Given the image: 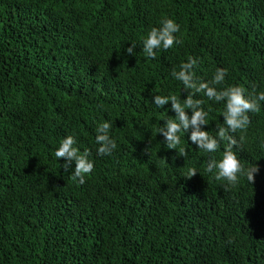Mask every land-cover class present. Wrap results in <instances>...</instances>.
<instances>
[{
  "label": "trees",
  "instance_id": "16d2710c",
  "mask_svg": "<svg viewBox=\"0 0 264 264\" xmlns=\"http://www.w3.org/2000/svg\"><path fill=\"white\" fill-rule=\"evenodd\" d=\"M164 18L179 42L148 59ZM188 56L200 81L228 70L217 90L264 91V0H0V264H264V102L233 134L254 183L226 189L205 171L224 143L206 153L181 132L172 150L157 133L175 113L153 96L194 92L171 75ZM194 98L215 135L226 101ZM104 121L111 156L97 155ZM67 135L94 162L82 185L55 157Z\"/></svg>",
  "mask_w": 264,
  "mask_h": 264
},
{
  "label": "clouds",
  "instance_id": "9594fccd",
  "mask_svg": "<svg viewBox=\"0 0 264 264\" xmlns=\"http://www.w3.org/2000/svg\"><path fill=\"white\" fill-rule=\"evenodd\" d=\"M179 29V24L171 18H164L160 21L159 27H152L146 39L143 40V52L146 58L154 60L158 50L166 51L178 43L175 33ZM135 47V44H131L125 49V52L128 55H134ZM198 61V57L188 56L187 62L181 63L178 71L174 69L171 72L172 77L182 82L185 90H194V92H188L187 97L183 100L176 95L153 96L152 103L157 108L163 109L165 105L170 103L171 111L175 113L174 118H168L163 126L158 127L157 133L164 137V143L172 150L180 145L181 132L188 134V140L206 153L217 152L221 143H224L222 157L219 160L210 157L206 163L205 171L213 173L215 170L214 178L226 181V189L235 187L241 176L245 177L249 184H253L259 168L255 163L247 168L241 164L234 149H239L245 137L241 135L238 141L233 134L237 131L241 133L247 131L251 123L248 114L261 111L264 91L257 92L253 88L251 92H248L242 86L231 85L217 90V86L224 85L228 70L218 67L211 80L200 81L194 72L198 66ZM196 93H203L207 100L216 103L226 101L222 114L223 123L217 125L215 135H212L210 131L202 130V126L209 124L207 121L209 113L203 108L204 100L194 98ZM186 110H191L190 117ZM112 127V122L104 121L96 128L95 141L99 145L97 149L99 156H111L117 148L115 139L110 136ZM76 145L77 140L73 135L65 136L55 151V157L57 160L63 159L65 161L62 167L66 171L74 163L75 167L71 172V179L82 185L85 183V177L92 173L94 162L89 158L91 153L88 149L81 152ZM187 155V149L180 148L179 156L186 157ZM196 174L195 168L189 169V178Z\"/></svg>",
  "mask_w": 264,
  "mask_h": 264
}]
</instances>
